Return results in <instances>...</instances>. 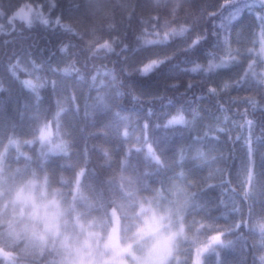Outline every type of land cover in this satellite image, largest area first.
Listing matches in <instances>:
<instances>
[{
  "label": "snow or ice",
  "instance_id": "snow-or-ice-1",
  "mask_svg": "<svg viewBox=\"0 0 264 264\" xmlns=\"http://www.w3.org/2000/svg\"><path fill=\"white\" fill-rule=\"evenodd\" d=\"M77 7L74 3L64 7L59 0H21L12 6L6 22L0 23V95L12 99L17 90L24 93L18 111L27 114L40 105V90L46 87L54 113L60 116L68 109L90 119L93 127L88 136L98 138L93 147L105 152V145L116 142L157 162L170 156L177 169L190 158H223L226 165L209 171L207 177H198L194 170L190 177L204 188L203 210L213 230L223 235V239L213 237L211 264H247L245 225L258 219L256 205L264 206V104L254 100L256 85L246 77L245 68L251 59L249 45L264 37V0H202L195 24L182 26L179 38L151 25L155 38L141 33L131 45L122 41L119 55H105L112 67L97 65L77 52L76 35L64 22ZM204 21H212L211 32L201 29ZM36 24L62 36L53 53H59L56 64L37 62L31 51L34 45L16 47ZM144 24L147 32L150 21ZM210 38L214 39L209 45ZM217 58L223 64L203 75L201 68ZM89 63L92 85L121 81L109 96L98 94L91 108L82 103L79 84L72 78L81 75L79 65ZM125 77L146 79L126 87ZM157 85L159 90L146 97L143 89ZM125 97L140 107H126ZM176 97L185 103H175ZM205 100L216 101L210 119L202 112ZM155 101L162 102L159 111ZM96 108H107L111 118L97 124ZM232 108L236 112L229 115ZM3 122L15 126L14 121ZM83 152L88 154L87 143ZM237 160L238 166L230 168ZM217 176L219 182L213 183ZM217 190L219 195L212 196Z\"/></svg>",
  "mask_w": 264,
  "mask_h": 264
},
{
  "label": "clouds",
  "instance_id": "clouds-1",
  "mask_svg": "<svg viewBox=\"0 0 264 264\" xmlns=\"http://www.w3.org/2000/svg\"><path fill=\"white\" fill-rule=\"evenodd\" d=\"M152 3L165 17L163 31L176 38L182 26L194 25L199 16L198 0ZM105 7L84 0L71 15ZM124 11L112 6L111 18ZM0 16L6 18L7 13ZM79 39L89 59L121 51L114 39L84 32ZM249 47L245 75L256 85L254 100L264 104V37ZM222 64L219 58L209 61L201 73L215 72ZM72 78L79 84L82 103L90 108L98 94L109 96L121 84L105 81L103 87L94 86L84 70ZM47 90H40L41 103L30 113L18 112L15 126L0 120V264H183L181 252L190 239L185 217L201 196L193 191L198 183L190 177L192 169H177L170 156L157 162L112 142L105 145L107 152L96 149L95 170L81 176L86 167L82 157L89 155V149L87 155L81 149L92 139L88 133L93 123L68 109L57 116ZM111 116L107 108H96V122ZM140 160L154 171H142ZM207 165L223 167L226 161L206 157L192 168ZM112 205L120 209V225L111 218ZM256 210L258 219L246 223L245 233L258 253L257 264H264V206L256 205Z\"/></svg>",
  "mask_w": 264,
  "mask_h": 264
},
{
  "label": "trees",
  "instance_id": "trees-1",
  "mask_svg": "<svg viewBox=\"0 0 264 264\" xmlns=\"http://www.w3.org/2000/svg\"><path fill=\"white\" fill-rule=\"evenodd\" d=\"M21 2V0H0V13H8L11 11V8L14 4ZM31 2V0H29ZM59 2L64 7H68L70 4H75L77 6H80L84 0H59ZM215 2L223 3V0H215ZM91 3L93 5H96L98 7H103L105 5H108V7H105L103 11H91L83 14H76V15H66L65 17V23H68L73 32L76 35V42L79 45L77 48L78 53H82L84 55H87L89 58V54L84 52L80 45L82 44V41L79 39L80 32H84L89 37H98L101 40L103 39H109V40H115L118 45L121 47V42H127L130 45L135 42V36L140 35L143 33L146 38H155L151 25H157V30L161 31V25H162V19L161 14H158L156 11H154V5L152 3V0H91ZM199 5L202 3V0H198ZM112 6L117 7H123L125 9L124 12H121L115 16L114 19H112ZM130 13V15L128 14ZM7 18V17H6ZM6 18L3 16H0V23H5ZM145 21H150V24L148 26V31L144 32ZM115 24V27H109V24ZM207 28L209 32H211L212 29V21H204L201 23V29ZM79 29V31H77ZM62 39V36L59 33H51L49 31H46L42 26L37 27L33 30H31L30 33H27L25 38L18 42L16 47L19 48L21 44L24 46H32L31 48L33 58L37 60V62H44L46 65H53L58 62L59 59V53L57 55H53L54 52H56L57 46ZM212 39L209 40V45L212 43ZM119 51V48H118ZM110 57H114L115 55H108ZM90 61L95 62L97 65L100 64H107L109 67H112L109 59L105 58V55L98 54L95 57H92L89 59ZM91 63L87 65V67H84L83 64L79 65L81 67V70L88 71L89 68H91ZM248 66V65H247ZM247 66L245 68V71L247 70ZM42 75H48L47 73L42 72ZM21 78H25L23 74L21 75ZM125 86L127 87L128 84L133 83L135 81L143 80L146 78H137V77H125ZM153 80L156 79L155 76L152 78ZM150 90L158 91L159 86H156L154 88H145L143 89L144 94ZM152 94V95H154ZM47 95L50 96L49 90H47ZM146 97H150L151 95L145 94ZM26 98V95L19 90H17L14 93V97L12 99H8L3 95H0V120L5 121H18V109L22 108L23 106V100ZM194 99V97H192ZM226 102V101H225ZM124 105L129 108L133 107H140L137 105H134L130 99V97H125L123 101ZM155 107L157 110H160L161 101H155ZM163 103H167V101H163ZM175 103L177 104H184L185 100L179 97L175 98ZM202 112L205 115V117L211 118L212 114L215 113V100H205L202 102ZM147 106V105H145ZM242 110V109H241ZM236 112V108H232V111L229 113V115H232ZM103 122V118H99L97 121V124ZM98 138L93 137L88 142V149H89V155L87 157H82V159L85 161L86 167L82 168L80 170V174L84 176L86 173L94 171V164L96 160V149L93 147V145L96 143ZM229 148L231 147V143L229 142ZM115 147V145H114ZM125 151H128L127 149H124ZM83 152V148L81 149ZM135 153V151H133ZM210 155V154H208ZM199 161L203 163V159H188L184 166L181 168H178L179 170H183L185 167L192 169L195 171L198 177H207L209 174V171H214L215 167H212L211 165H207L204 168H192L193 162ZM238 160L233 161L229 164L230 168H235L238 166ZM140 168L142 171H154V169L149 168L148 165L145 163L144 160H140L139 162ZM219 177L217 176L213 183H218ZM193 191H199L201 196L199 199L195 200L194 210L191 212L190 215H187L185 217V230L188 233L190 239L185 241L183 245V249L181 252L180 259L183 262V264H193L194 261V251L195 249L206 246L211 239L215 236L220 234L223 239V235L217 231L213 230V224L208 219L207 214L203 210V205L201 204V198L204 194V188L198 184V187L196 189H193ZM212 196H218L219 191H214L211 193ZM112 209H116L120 215V209L116 207L115 205H112L110 207V211ZM215 215H219L218 212H214ZM245 218L247 219V213L245 209ZM221 223H223V219L221 218ZM229 235L235 239V236L231 233ZM258 253L253 249L252 245L248 243V248L246 250V259L247 264H253V261L256 258V255ZM214 258L213 251L205 256L203 264H211V261Z\"/></svg>",
  "mask_w": 264,
  "mask_h": 264
},
{
  "label": "rangeland",
  "instance_id": "rangeland-1",
  "mask_svg": "<svg viewBox=\"0 0 264 264\" xmlns=\"http://www.w3.org/2000/svg\"><path fill=\"white\" fill-rule=\"evenodd\" d=\"M161 19H162V25H161V32H162L163 28H164V24H165V17L163 15H161ZM157 86H159V85H157ZM145 94L152 95V94H154V91L150 90V91L146 92ZM80 175L82 176V174H80ZM111 218L115 221V223L117 225H120L122 223L121 215H119V213L116 209L111 210ZM215 236H221V235L218 234ZM221 239H222V236H221ZM214 247H216V245L213 244V238H212L211 241L206 246H202V247L195 249L194 254H193V256H194L193 264H203L205 256L208 255L209 253H211L212 249Z\"/></svg>",
  "mask_w": 264,
  "mask_h": 264
}]
</instances>
